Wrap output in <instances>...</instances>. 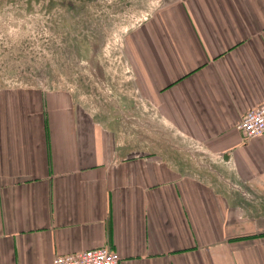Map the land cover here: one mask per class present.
I'll list each match as a JSON object with an SVG mask.
<instances>
[{
	"label": "crops",
	"instance_id": "crops-1",
	"mask_svg": "<svg viewBox=\"0 0 264 264\" xmlns=\"http://www.w3.org/2000/svg\"><path fill=\"white\" fill-rule=\"evenodd\" d=\"M125 39L155 132L0 86V264L104 244L119 264H264V131L236 128L264 103V0H158Z\"/></svg>",
	"mask_w": 264,
	"mask_h": 264
},
{
	"label": "rangeland",
	"instance_id": "rangeland-1",
	"mask_svg": "<svg viewBox=\"0 0 264 264\" xmlns=\"http://www.w3.org/2000/svg\"><path fill=\"white\" fill-rule=\"evenodd\" d=\"M157 2L0 0V86L69 88L121 133L140 137L141 119L155 132L156 111L140 98L125 37ZM190 147L179 149L198 153Z\"/></svg>",
	"mask_w": 264,
	"mask_h": 264
},
{
	"label": "built area",
	"instance_id": "built-area-1",
	"mask_svg": "<svg viewBox=\"0 0 264 264\" xmlns=\"http://www.w3.org/2000/svg\"><path fill=\"white\" fill-rule=\"evenodd\" d=\"M236 123V128L246 138L257 136L264 131V103L248 109ZM52 264H119L116 250L99 245L78 251L56 253Z\"/></svg>",
	"mask_w": 264,
	"mask_h": 264
}]
</instances>
